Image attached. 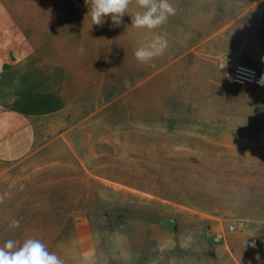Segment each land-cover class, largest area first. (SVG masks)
<instances>
[{
	"label": "rangeland",
	"instance_id": "1",
	"mask_svg": "<svg viewBox=\"0 0 264 264\" xmlns=\"http://www.w3.org/2000/svg\"><path fill=\"white\" fill-rule=\"evenodd\" d=\"M231 2L240 11L264 0ZM247 37L262 43L245 57L258 70L251 85L190 64L172 86L157 85V109H133L132 100L72 109L41 128L32 153L0 179V246L35 238L64 264H134L139 247L158 255L173 225L166 200L182 190L221 208L236 192L264 199V35ZM139 144L158 148L139 157ZM175 145L187 147V157Z\"/></svg>",
	"mask_w": 264,
	"mask_h": 264
},
{
	"label": "crops",
	"instance_id": "2",
	"mask_svg": "<svg viewBox=\"0 0 264 264\" xmlns=\"http://www.w3.org/2000/svg\"><path fill=\"white\" fill-rule=\"evenodd\" d=\"M170 3L175 14L148 30L131 27L132 15L143 11L135 3L117 26L110 15L101 25L92 24L85 0H0V179L7 167L32 153L40 129L68 111L102 110L130 100L133 109H157V85L172 86L175 73H187L190 64L219 73L205 56L227 54L250 66L245 60L250 46L262 47L247 36L264 35V3L240 11L231 0ZM156 36L168 42L164 54L138 62L135 50ZM157 148L139 144L134 151L151 157ZM172 150L188 155L183 145ZM175 164L183 166L171 160L170 166ZM199 195L190 200L182 190L166 200L173 225L158 235V255L151 246L139 247L134 264H264V199L254 200L251 190L236 192L221 208ZM228 225L235 229L227 231ZM206 228L223 238L214 241ZM139 237H145L144 228Z\"/></svg>",
	"mask_w": 264,
	"mask_h": 264
},
{
	"label": "clouds",
	"instance_id": "3",
	"mask_svg": "<svg viewBox=\"0 0 264 264\" xmlns=\"http://www.w3.org/2000/svg\"><path fill=\"white\" fill-rule=\"evenodd\" d=\"M85 3L89 6L88 15L95 25H101L109 15L114 25H120L124 14L128 13V8L133 3L143 9L142 12L132 15L131 27L137 29L155 30L176 12L170 0H85ZM167 46L166 38L156 36L151 42L138 47L134 56L138 62L148 64L155 57L163 55ZM258 83L264 86V76H261ZM0 203H3V198H0ZM19 223V220L13 219L10 227L18 228ZM251 246L255 247V244ZM0 264H64V261L49 251L41 240L29 238L20 244L9 239L0 246Z\"/></svg>",
	"mask_w": 264,
	"mask_h": 264
},
{
	"label": "built area",
	"instance_id": "4",
	"mask_svg": "<svg viewBox=\"0 0 264 264\" xmlns=\"http://www.w3.org/2000/svg\"><path fill=\"white\" fill-rule=\"evenodd\" d=\"M215 64L220 75L237 85H251L255 83L258 77V70L252 66L244 65L233 61L227 54H221L215 57ZM234 225H228L227 231H233ZM207 233L214 241H220L223 238V233Z\"/></svg>",
	"mask_w": 264,
	"mask_h": 264
}]
</instances>
